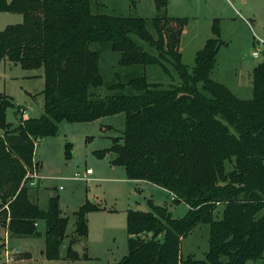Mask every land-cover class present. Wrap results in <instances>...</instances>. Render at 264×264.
I'll return each instance as SVG.
<instances>
[{
  "label": "trees",
  "instance_id": "16d2710c",
  "mask_svg": "<svg viewBox=\"0 0 264 264\" xmlns=\"http://www.w3.org/2000/svg\"><path fill=\"white\" fill-rule=\"evenodd\" d=\"M94 0H0V12L23 16L0 31V62L44 70L43 113L5 121L13 103L0 94V228L15 237H39L44 223V254L57 260L67 236V218L60 215L59 197L50 196L46 210L32 202L22 185L28 171L40 170L33 160L37 139L53 136L58 124L90 122L124 113L121 137L96 152L114 153L129 180H145L188 206L173 218L164 207L127 211V254L117 264H245L264 253V61L252 71V97L241 99L211 79L218 38H210L194 57L192 68L182 62L180 37L185 17L161 13L150 27L142 17L93 13ZM158 11L168 0H154ZM146 43L150 53L138 44ZM94 45V47H92ZM119 53L127 73L101 95L100 53ZM172 65L177 84L164 87L147 81L135 67ZM124 76V78L122 77ZM68 147V144L66 145ZM227 167L229 169H227ZM222 206L221 216L217 208ZM86 202L75 213L73 238L87 237ZM208 227L203 259L181 256V240L194 227ZM72 238V239H73ZM83 258H87L84 253ZM65 259L80 255L68 246Z\"/></svg>",
  "mask_w": 264,
  "mask_h": 264
},
{
  "label": "rangeland",
  "instance_id": "374dc122",
  "mask_svg": "<svg viewBox=\"0 0 264 264\" xmlns=\"http://www.w3.org/2000/svg\"><path fill=\"white\" fill-rule=\"evenodd\" d=\"M91 10L93 13L142 17L148 21L149 29V20L161 13L185 17L187 23L179 43L182 62L192 68L196 53L206 41L218 38L211 79L223 84L238 98L252 97V71L264 61V45L260 42L264 41V0H168L166 8L160 11L156 9L154 0H94ZM22 21L20 13L0 12V31ZM137 42L144 50L154 53L146 43ZM253 50H258L257 57L251 55ZM118 60L117 52L105 50L100 53L99 71L103 86L97 91L101 95L109 93L106 86L117 81L116 73L120 78L127 73L119 66ZM165 67L149 64L135 68L144 71L150 83L164 87L177 84L179 77L173 66L165 62ZM44 85L42 67L24 69L17 63L2 60L0 94L13 103L5 109L6 123L17 125L21 114L23 118L40 116L45 106ZM124 129V113L90 122L63 120L58 124L55 135L35 141L33 155L43 167L41 172L38 170L36 185L29 187V197L42 210H46L50 196L59 197L60 215L67 218V236L59 248L60 258L48 260L44 254L43 222L37 221L36 224L39 237H15L1 227L0 264H3L7 247L11 249L13 245L20 250L13 264H117L127 254L128 210L149 211L152 203L164 207L173 218L187 213L188 206L174 202L165 189L145 180L127 179L122 166L111 164L114 153L97 156L96 152L110 147L112 138L121 137ZM87 168L92 173L82 178ZM86 202L97 207L86 214L87 237L73 238L75 213ZM221 212L222 206H219L216 216L220 217ZM68 246L80 255L79 259L64 258ZM207 250L208 227L205 224L197 225L181 240L183 258L191 254L194 258L203 259ZM84 253L87 258L82 257ZM245 264H264V253L262 258Z\"/></svg>",
  "mask_w": 264,
  "mask_h": 264
},
{
  "label": "built area",
  "instance_id": "2783aa9c",
  "mask_svg": "<svg viewBox=\"0 0 264 264\" xmlns=\"http://www.w3.org/2000/svg\"><path fill=\"white\" fill-rule=\"evenodd\" d=\"M261 44L264 45V41L260 40ZM251 55L253 57H257L259 55L258 50L251 51ZM38 171L36 169H33L31 171H28L26 175L23 178L22 185L27 187H34L36 185V179L38 178L37 175ZM92 173V170L90 168H87L82 173V178H86V176L90 175ZM79 177V176H78ZM7 203L2 204L0 201V210L1 209H7ZM7 241V238H6ZM20 250L16 248L14 245L9 249L7 247L5 251V256L3 257V264H13L15 261L16 255L19 254Z\"/></svg>",
  "mask_w": 264,
  "mask_h": 264
},
{
  "label": "crops",
  "instance_id": "0c3cea01",
  "mask_svg": "<svg viewBox=\"0 0 264 264\" xmlns=\"http://www.w3.org/2000/svg\"><path fill=\"white\" fill-rule=\"evenodd\" d=\"M25 118H27V117H25ZM0 133H2V131H0ZM33 160L36 161V162H39V163H40V170H39V172H41V169H42V167H43L42 163H41L40 161L36 160V159L34 158V155H33ZM88 176H89V175H88ZM88 176H86V178H87ZM39 179H41V174H40V173H39ZM166 191H167V190H166ZM168 193H169V192H168ZM169 194H170L171 198H173L172 194H171V193H169Z\"/></svg>",
  "mask_w": 264,
  "mask_h": 264
}]
</instances>
